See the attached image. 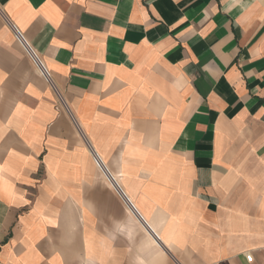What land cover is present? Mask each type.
<instances>
[{
    "label": "crops",
    "instance_id": "0c3cea01",
    "mask_svg": "<svg viewBox=\"0 0 264 264\" xmlns=\"http://www.w3.org/2000/svg\"><path fill=\"white\" fill-rule=\"evenodd\" d=\"M0 264H264V0H0Z\"/></svg>",
    "mask_w": 264,
    "mask_h": 264
},
{
    "label": "built area",
    "instance_id": "2783aa9c",
    "mask_svg": "<svg viewBox=\"0 0 264 264\" xmlns=\"http://www.w3.org/2000/svg\"><path fill=\"white\" fill-rule=\"evenodd\" d=\"M11 29L13 31L14 37L16 42L23 48L26 56L28 59L31 61V63L37 68L40 76L47 82L50 83L51 81V75L50 72L47 70V68L44 66L42 63L38 53L36 50L28 43V41L25 39L24 35L13 25H11ZM58 100L64 104L63 99L58 97ZM65 106V104H64ZM66 107V106H65ZM67 111V107L65 108ZM91 149V148H90ZM92 157H93V162L95 166L99 169V171L103 174L105 180L113 186V190L115 194L119 197V199L125 204L134 214H138V212L135 210L134 206L130 203L128 200L127 196L124 194L123 190L120 189L117 183L113 180L112 176L110 175L109 170L103 163L101 157L91 149ZM112 182L114 185H112ZM140 217V215H139ZM138 217V218H139ZM140 219L144 222V220L140 217ZM155 239L156 235L153 233ZM246 261L250 262L251 261V255H246L245 256Z\"/></svg>",
    "mask_w": 264,
    "mask_h": 264
},
{
    "label": "rangeland",
    "instance_id": "374dc122",
    "mask_svg": "<svg viewBox=\"0 0 264 264\" xmlns=\"http://www.w3.org/2000/svg\"><path fill=\"white\" fill-rule=\"evenodd\" d=\"M64 102V101H63ZM57 106L59 107V106H61V108L68 114L67 116H68V118H69V113H68V111L65 109L66 107L64 106V104L63 103H61L58 99H57ZM71 119V118H70ZM94 167H95V171H96V175H97V178H99L98 180L99 181H101V182H104V185L106 184L107 186L109 185L108 184V182L105 180V178H104V176L101 174V172L99 171V169H97L96 168V166H95V164H94ZM108 169V168H107ZM94 171V172H95ZM121 182V183H120ZM119 183H120V187H121V189L123 188L122 187V181H121V178H120V176H119Z\"/></svg>",
    "mask_w": 264,
    "mask_h": 264
}]
</instances>
